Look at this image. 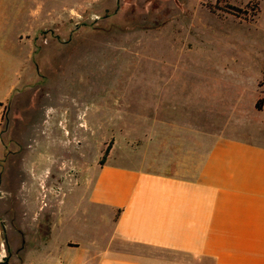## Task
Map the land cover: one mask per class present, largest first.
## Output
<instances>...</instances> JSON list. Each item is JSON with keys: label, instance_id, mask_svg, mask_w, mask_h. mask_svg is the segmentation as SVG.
Here are the masks:
<instances>
[{"label": "rangeland", "instance_id": "374dc122", "mask_svg": "<svg viewBox=\"0 0 264 264\" xmlns=\"http://www.w3.org/2000/svg\"><path fill=\"white\" fill-rule=\"evenodd\" d=\"M36 1L0 0V264H78L81 250L51 252V239L87 246L107 232L70 216L80 193L67 194L108 144L158 135L161 104L218 122L226 93H262L264 0H227L258 3L251 21L215 0H39L34 16ZM37 27L31 59L15 34ZM36 65L45 80L21 94Z\"/></svg>", "mask_w": 264, "mask_h": 264}, {"label": "crops", "instance_id": "0c3cea01", "mask_svg": "<svg viewBox=\"0 0 264 264\" xmlns=\"http://www.w3.org/2000/svg\"><path fill=\"white\" fill-rule=\"evenodd\" d=\"M34 3L35 16L40 2ZM4 10L0 19L8 17ZM39 29L15 34L31 59ZM36 68L21 94L45 80ZM250 84L254 93L224 95L218 122L174 102L165 114L161 104L158 135L139 144L115 142L104 164L67 194L80 193L78 202L70 201V216L77 220L79 212L86 229L106 226L107 232L87 246L51 239V252L81 250L86 259L78 264H264V89L258 93Z\"/></svg>", "mask_w": 264, "mask_h": 264}, {"label": "trees", "instance_id": "16d2710c", "mask_svg": "<svg viewBox=\"0 0 264 264\" xmlns=\"http://www.w3.org/2000/svg\"><path fill=\"white\" fill-rule=\"evenodd\" d=\"M208 5H209V7H212V8H220L224 11H227V12H229L235 16L244 18L245 20H248V21L253 20V16H255L259 12L258 3H255V2L251 3L250 5H247L244 8L231 5L227 2V0H215V3H213V4L208 3ZM263 84H264V75H263L261 85H263ZM262 102H263V98L259 96V98L256 101V107L261 108ZM110 148H111V146H110V144H108L106 146V148L104 149L102 156L99 159L100 165L104 164V162L108 156Z\"/></svg>", "mask_w": 264, "mask_h": 264}, {"label": "water", "instance_id": "95a60500", "mask_svg": "<svg viewBox=\"0 0 264 264\" xmlns=\"http://www.w3.org/2000/svg\"><path fill=\"white\" fill-rule=\"evenodd\" d=\"M0 194H1V192H0Z\"/></svg>", "mask_w": 264, "mask_h": 264}]
</instances>
